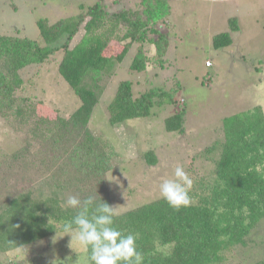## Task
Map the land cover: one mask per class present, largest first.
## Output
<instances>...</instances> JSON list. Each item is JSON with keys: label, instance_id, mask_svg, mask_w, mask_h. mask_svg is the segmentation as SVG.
<instances>
[{"label": "trees", "instance_id": "16d2710c", "mask_svg": "<svg viewBox=\"0 0 264 264\" xmlns=\"http://www.w3.org/2000/svg\"><path fill=\"white\" fill-rule=\"evenodd\" d=\"M118 1L80 5L78 14L53 23L39 19L36 26L42 45L27 38L0 35V117L14 131L24 133L26 143L49 145L45 151L48 154L77 142L69 158L68 147L65 157L55 152L56 163L61 162L51 177V194L36 197L33 190L18 189L4 190L0 195V257L16 250H32L34 245L61 234L60 225L76 214L75 209L63 207L69 191L81 199L93 195L83 183L103 177L109 169V153L99 152L105 144L108 146L106 139L95 137L89 129L103 91L99 81L113 74L134 44L137 52L130 69L137 73L144 72L149 61L145 45H153L160 57L167 51L168 32L160 31L159 23L171 15L168 0H141L134 11L109 12V5ZM229 23L233 31L238 30L235 18ZM80 31L83 33L74 43ZM212 40L216 49L233 42L229 33ZM118 46L121 49L116 55H106ZM56 53H61L58 75L80 101L67 118L39 115L37 105L16 94L23 84L21 71L48 62ZM132 86L126 80L117 85L107 106L110 125L148 118L154 108L173 106L175 112L164 119V129L183 133L184 105L176 108L177 101L168 90L156 87L135 96ZM222 130V139L210 148L217 154L212 158V174L195 181L198 183L189 192L190 206L175 210L160 198L114 217V226L125 235L138 234L136 246L143 254V264H226L233 251L246 246L251 233L264 221L263 111L255 106L225 117ZM30 153L27 146L23 147L12 160L19 163L21 159L20 164L27 165L24 159ZM144 159L148 165L157 162L153 150H148ZM93 196L97 202L102 199L110 205L105 196ZM8 260L11 264L24 263L15 257ZM6 262L0 259V264ZM254 264H264V257Z\"/></svg>", "mask_w": 264, "mask_h": 264}, {"label": "rangeland", "instance_id": "374dc122", "mask_svg": "<svg viewBox=\"0 0 264 264\" xmlns=\"http://www.w3.org/2000/svg\"><path fill=\"white\" fill-rule=\"evenodd\" d=\"M96 1L0 0V35L27 38L42 45L36 26L39 19L53 23L78 14L80 5L86 7ZM140 1L119 0L110 4L108 10L134 11ZM168 3L171 15L159 23L160 31L168 32L165 55L160 57L153 45H145L149 58L146 70L131 71L137 52L134 44L113 74L98 83L103 91L89 129L95 137L102 135L106 139L108 146L105 144L99 152L109 153V169L103 177H92L83 186L93 195L105 196L117 214L160 199V183L172 178L177 166H182L193 180L191 189L197 179L209 178L216 154L210 148L222 139L223 119L255 106H260L264 114V0H168ZM233 18L237 20V31L230 27ZM82 33L77 34L74 43ZM222 33H229L233 42L216 49L212 38ZM120 49L111 48L106 55H116ZM60 56L61 53H56L48 62L22 70L23 84L16 93L29 104L37 105L39 115L49 118H67L80 105L78 97L58 75ZM125 80L133 84L135 96L156 87L168 90L177 101L176 108L184 105L183 133H168L164 129V119L175 112L173 106L154 108L148 118L110 125L107 106L117 85ZM25 139L24 133L14 131L0 117V195L4 190L18 189L33 190L36 197L51 194V177L61 162L56 163L55 152L58 157H65L63 153L68 147L69 158L77 143L71 142L48 154L45 151L49 145L26 143ZM26 146L31 152L24 159L27 165L20 164L21 159L19 163L12 160ZM148 150H153L157 157L155 165H148L144 159ZM68 195L74 193L69 191ZM69 240L68 236L57 234L34 245L32 250H16L0 259L7 261L5 264H11L8 257L23 260V264H51L53 260H56L53 264H72L77 255L69 248ZM262 257L264 221L251 233L246 246L233 251L226 264H254Z\"/></svg>", "mask_w": 264, "mask_h": 264}, {"label": "clouds", "instance_id": "9594fccd", "mask_svg": "<svg viewBox=\"0 0 264 264\" xmlns=\"http://www.w3.org/2000/svg\"><path fill=\"white\" fill-rule=\"evenodd\" d=\"M192 184L189 174L177 166L173 177L160 183V198L175 210L188 207ZM63 207L76 210L70 220L60 225L62 237L70 238L68 246L77 255L72 264H143V254L136 246L138 234L125 235L114 226L117 212L113 206L102 199L97 202L93 195L84 199L68 195Z\"/></svg>", "mask_w": 264, "mask_h": 264}, {"label": "built area", "instance_id": "2783aa9c", "mask_svg": "<svg viewBox=\"0 0 264 264\" xmlns=\"http://www.w3.org/2000/svg\"><path fill=\"white\" fill-rule=\"evenodd\" d=\"M207 64H208V66H210L211 65V62H208Z\"/></svg>", "mask_w": 264, "mask_h": 264}]
</instances>
